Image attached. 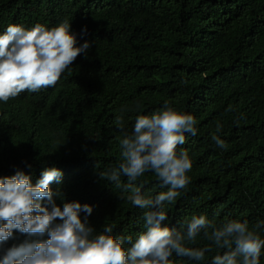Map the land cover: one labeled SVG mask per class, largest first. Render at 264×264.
<instances>
[{"label":"trees","instance_id":"1","mask_svg":"<svg viewBox=\"0 0 264 264\" xmlns=\"http://www.w3.org/2000/svg\"><path fill=\"white\" fill-rule=\"evenodd\" d=\"M64 20L78 44L91 43L87 58L78 56L55 87L0 104V177L15 166L35 181L55 164L63 181L51 187L95 206L89 223L97 232L111 225L114 235L135 237L143 210L98 174L121 162L115 117L123 115L130 132L137 115L167 101L193 115L198 128L178 146L193 166L191 183L166 208L169 226L194 214L217 224L264 220V0H0V32ZM140 183L149 195L166 190L152 173ZM25 239L17 235L7 246ZM208 243L198 238L194 246Z\"/></svg>","mask_w":264,"mask_h":264},{"label":"clouds","instance_id":"2","mask_svg":"<svg viewBox=\"0 0 264 264\" xmlns=\"http://www.w3.org/2000/svg\"><path fill=\"white\" fill-rule=\"evenodd\" d=\"M86 34L84 26L81 38ZM90 48V42L78 44V34L67 20L51 28L41 23L9 24L0 32V104L24 92L55 87L78 56L87 58ZM114 124L122 133L121 162L98 176L130 193L121 198L143 210L142 230L135 237L117 236L113 226L103 225L97 232L89 223L95 206L68 201L59 187H51L63 181L64 173L55 164L43 167L35 181L13 166V175L0 177V264H202L212 252L216 254L208 264H261L264 220L250 225L247 220L225 218L217 224L206 214H194L176 226L167 223L166 208L191 183L192 159L178 146L186 143V134H198L193 115L165 101L155 111L137 115L130 132L124 128L123 115H117ZM222 128L217 122L216 133ZM216 133L211 140L226 151V141ZM146 173L154 174L158 187L166 190L154 196L143 191L144 184L137 181ZM17 235L27 239L7 246ZM198 238L209 243L194 246Z\"/></svg>","mask_w":264,"mask_h":264}]
</instances>
